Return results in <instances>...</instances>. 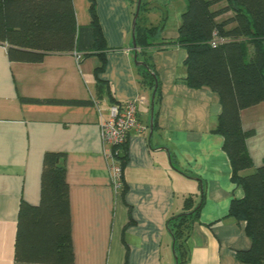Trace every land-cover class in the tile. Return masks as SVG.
I'll list each match as a JSON object with an SVG mask.
<instances>
[{
    "label": "crops",
    "instance_id": "obj_1",
    "mask_svg": "<svg viewBox=\"0 0 264 264\" xmlns=\"http://www.w3.org/2000/svg\"><path fill=\"white\" fill-rule=\"evenodd\" d=\"M94 2L105 50L94 49L87 57L48 53L40 63H23L9 61L7 46L0 44V264H35L15 261L14 243L20 203L39 204L46 152L65 154L73 264H175L168 220L183 211L187 198L199 203L201 193V209L182 243L181 264H243L236 252L247 250L250 240L245 223L229 217L228 209L244 190L232 181L223 138L214 132L219 96L207 87H188L186 51L167 45L178 38L185 2L144 0L143 26L155 27L166 19L159 45L137 57L156 73L153 111V90L141 83L134 63L130 2ZM173 2L176 11L168 13L164 4ZM75 18L78 26L90 23L89 11L86 17L75 13ZM20 98L91 104L34 105ZM134 99L142 100L138 119L145 129L129 132L125 188L115 194L100 124L113 102ZM240 119L242 129L252 131L245 140L251 168L239 173L244 177L264 160V102L242 110Z\"/></svg>",
    "mask_w": 264,
    "mask_h": 264
},
{
    "label": "trees",
    "instance_id": "obj_2",
    "mask_svg": "<svg viewBox=\"0 0 264 264\" xmlns=\"http://www.w3.org/2000/svg\"><path fill=\"white\" fill-rule=\"evenodd\" d=\"M135 12L136 2L128 0ZM172 1V0H169ZM186 10L180 16L178 38L167 45L185 49L186 78L190 88L207 87L219 96L221 113L214 132L223 138L234 183L244 190L240 199H232L228 216L245 223L250 240L247 250L236 252L243 264H264V160L251 168L245 140L252 131L241 127L242 110L264 102V0H183ZM89 2L90 23L78 26L72 0H0V44L7 46V58L13 62L40 63L48 53H82L105 50L94 0ZM146 4L141 1L135 25V52L145 55L156 48L165 16L155 27L142 25ZM133 12V15H134ZM215 41L216 45L212 46ZM251 51V52H249ZM104 60L102 54H97ZM138 60V59H137ZM139 61V60H138ZM138 68L141 83L152 88L158 98L154 69L146 59ZM25 104L85 106L88 101L20 98ZM153 102V106H154ZM113 102L112 104H114ZM152 106V111H153ZM126 143L115 156L121 171L126 160ZM123 188H125L123 181ZM191 198L183 211L171 217L167 230L172 238L175 262H184L182 243L202 206ZM14 260L35 264H73L69 188L66 181L65 154L46 152L42 159L40 201L19 206L14 243Z\"/></svg>",
    "mask_w": 264,
    "mask_h": 264
},
{
    "label": "built area",
    "instance_id": "obj_3",
    "mask_svg": "<svg viewBox=\"0 0 264 264\" xmlns=\"http://www.w3.org/2000/svg\"><path fill=\"white\" fill-rule=\"evenodd\" d=\"M211 44L214 46L216 42L213 41ZM141 102V99H134L111 104L107 118L100 124L103 155L107 162L111 188L115 194L121 192L123 188L121 166L115 156L121 155L122 146L126 143L130 131L141 134L145 129L138 119V105Z\"/></svg>",
    "mask_w": 264,
    "mask_h": 264
},
{
    "label": "rangeland",
    "instance_id": "obj_4",
    "mask_svg": "<svg viewBox=\"0 0 264 264\" xmlns=\"http://www.w3.org/2000/svg\"><path fill=\"white\" fill-rule=\"evenodd\" d=\"M136 1L137 0H133V3H132L133 6H134V3ZM155 1H158V3H159V0H155ZM169 2H171V1H169ZM88 3H89L88 0H74L73 4H75V7H74L75 13H82L83 17L88 16ZM175 6H176L175 2L164 4V8L168 11V13H170L172 11H176V10H174ZM149 14H150V17H151L153 15V12H150ZM76 16H77V14H76ZM169 16H170V18H172L171 14H169ZM80 19L81 18H79V20Z\"/></svg>",
    "mask_w": 264,
    "mask_h": 264
},
{
    "label": "water",
    "instance_id": "obj_5",
    "mask_svg": "<svg viewBox=\"0 0 264 264\" xmlns=\"http://www.w3.org/2000/svg\"><path fill=\"white\" fill-rule=\"evenodd\" d=\"M141 1L142 0H137L136 2V8H135V12H134L133 20H132L131 36H132V48L134 52H135V25H136V20L139 16ZM134 63L138 67L143 65L141 62L137 60L136 52L134 53ZM153 102H154V93H153L152 100H151V107L153 106ZM150 132H152V121L150 122ZM175 264L177 263L175 262Z\"/></svg>",
    "mask_w": 264,
    "mask_h": 264
}]
</instances>
